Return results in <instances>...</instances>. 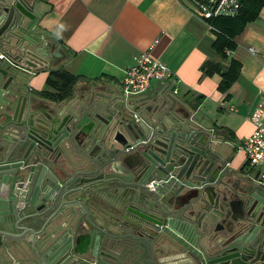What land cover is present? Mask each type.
<instances>
[{"label":"water","instance_id":"95a60500","mask_svg":"<svg viewBox=\"0 0 264 264\" xmlns=\"http://www.w3.org/2000/svg\"><path fill=\"white\" fill-rule=\"evenodd\" d=\"M32 7L0 0V248L27 234L51 239L90 203L91 232L67 228L41 264H117L124 252L149 264H264V189L246 182L237 188L244 213L225 212L214 139L189 115L178 119L159 105L138 114L109 91L42 106L20 91L24 73L50 56V45L29 33ZM118 158L132 177H108V184H77L81 171L66 167L110 170ZM110 192L118 194L112 211L101 205ZM182 194L189 201L173 207Z\"/></svg>","mask_w":264,"mask_h":264},{"label":"crops","instance_id":"0c3cea01","mask_svg":"<svg viewBox=\"0 0 264 264\" xmlns=\"http://www.w3.org/2000/svg\"><path fill=\"white\" fill-rule=\"evenodd\" d=\"M25 1H30L36 14L29 33L42 45H50V56L41 66L24 73L20 90L23 94H28L40 106L58 100L61 103L73 95L95 97L96 93L108 91L121 94V80L125 69L134 63L133 56L149 49L153 57L167 66L170 74L163 79H151L146 91L132 100L134 108L138 114L148 115L150 109L159 105L161 111L178 119L187 114L196 120L197 127L214 139L215 160L229 161V166L222 171L214 168V172L223 173L225 185L219 186L225 212L235 217L244 213L237 188L254 181L264 189V177L262 183L256 179L259 169L263 168L249 165L245 152L237 147L252 132L250 114L258 105L263 108L264 120V5L234 37L236 46L224 62L236 59L240 71L230 86L221 90V72L203 68L206 60L217 59L213 48L216 32L191 13L187 0ZM250 46L256 51L251 52ZM59 68L79 75L71 86V93L64 98L52 96L57 89L48 81L51 70ZM111 165L110 170H98L97 165L73 167L69 163L66 167L72 173L81 171L76 174L77 184L93 180L108 184L114 182H108V177H132L126 171L129 164L122 159L114 160ZM110 193L101 205L112 211L110 199L118 194ZM188 201V196L182 194L175 199L173 207L180 208ZM89 207L92 208L90 203L82 205L83 211L77 207V212L51 239L33 242L31 234H27L23 241H9L8 248H0V264H41L39 258H44L50 244L67 228L76 230L79 225L81 233L89 234L86 216L90 215ZM216 222L215 225L220 223V217ZM220 239L217 233L213 241ZM200 245L204 252H209L206 242L201 241ZM35 251H39V257ZM119 261L117 264H149L144 256L129 257L126 252L120 255Z\"/></svg>","mask_w":264,"mask_h":264},{"label":"built area","instance_id":"2783aa9c","mask_svg":"<svg viewBox=\"0 0 264 264\" xmlns=\"http://www.w3.org/2000/svg\"><path fill=\"white\" fill-rule=\"evenodd\" d=\"M187 2L191 13L204 20L213 29V18L234 16L242 6V0H187ZM249 50L255 52L256 48L250 46ZM230 51V49L226 50L227 53ZM2 55L0 53V56ZM133 58L134 63L125 69L121 80V95L126 101H132L134 97L145 92L151 79H163L170 74L167 66L153 57L149 49L139 51ZM262 111L261 105L254 108L250 114V119L254 125L252 132L237 144L238 149H242L245 152L246 161L249 165L263 168L259 169L257 180H261L264 177V120ZM130 147H132V144L126 149L128 150ZM227 166H229V161L219 162L221 171ZM147 184L149 187L153 186L152 181Z\"/></svg>","mask_w":264,"mask_h":264},{"label":"trees","instance_id":"16d2710c","mask_svg":"<svg viewBox=\"0 0 264 264\" xmlns=\"http://www.w3.org/2000/svg\"><path fill=\"white\" fill-rule=\"evenodd\" d=\"M264 5V0H242V6L239 12L234 16H218L212 19L216 38L213 41V48L217 53V59L206 60L203 68L208 71L221 72L219 87L226 90L234 81L240 71V63L236 59H229L228 63L224 60L227 58V49L233 50L236 46L234 37L241 32L247 21L254 19ZM79 78L65 69L51 70L48 75L49 83L57 89L56 94L49 93L56 98H64L71 93V86Z\"/></svg>","mask_w":264,"mask_h":264},{"label":"flooded vegetation","instance_id":"af4514ba","mask_svg":"<svg viewBox=\"0 0 264 264\" xmlns=\"http://www.w3.org/2000/svg\"><path fill=\"white\" fill-rule=\"evenodd\" d=\"M150 181H152V182H153V180H150ZM150 181H148V182H150ZM148 182H147V183H148ZM147 183H146V184H147ZM147 186H148V184H147Z\"/></svg>","mask_w":264,"mask_h":264}]
</instances>
